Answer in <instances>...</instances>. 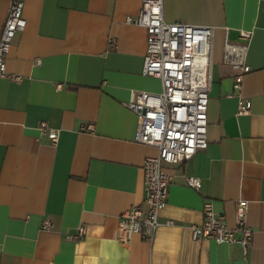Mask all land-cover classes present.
I'll return each instance as SVG.
<instances>
[{
  "label": "crops",
  "instance_id": "obj_1",
  "mask_svg": "<svg viewBox=\"0 0 264 264\" xmlns=\"http://www.w3.org/2000/svg\"><path fill=\"white\" fill-rule=\"evenodd\" d=\"M11 1L0 0V35ZM23 1L26 28L0 79V264H264V0H164L167 22L214 27V49L208 146L164 165L172 181L152 242L117 237L122 213L144 206L143 163L158 153L136 141L138 119L126 106L133 93L162 91L142 75L145 28L127 23L142 0ZM241 31L252 33V70L235 90L222 57ZM241 99L248 114H238ZM42 123L58 133L55 145ZM207 201L230 227L236 203L248 202L246 253L193 239Z\"/></svg>",
  "mask_w": 264,
  "mask_h": 264
},
{
  "label": "built area",
  "instance_id": "obj_2",
  "mask_svg": "<svg viewBox=\"0 0 264 264\" xmlns=\"http://www.w3.org/2000/svg\"><path fill=\"white\" fill-rule=\"evenodd\" d=\"M24 1L12 0L0 35V79L7 77L6 56L17 33L26 28L23 15ZM127 23L145 28L147 49L142 75L159 79V94L133 93L127 108L138 119L136 141L157 149V155L144 160L146 196L144 206L134 205L120 216L118 239L129 241L135 235L152 242L159 227L160 212L166 207L172 176L165 164H184L208 146V101L212 85L214 27L197 26L185 22H167L164 18V0H142L137 16ZM250 31L240 32V42L225 41L222 62L236 71L234 89L239 90L252 69L247 62ZM15 80H20L15 77ZM251 104L241 99L238 114H248ZM46 132L52 144L58 142V133L49 130L46 123L39 127ZM187 185L199 189L201 179L190 176ZM204 222L191 226L194 240L213 239L217 243L238 244L244 251L253 238L247 224L248 202L236 203V225L230 227L224 217L215 213L207 201L203 207ZM171 224V222H169ZM51 227L49 219L42 228ZM80 227L75 238L81 239ZM240 234V237L237 236Z\"/></svg>",
  "mask_w": 264,
  "mask_h": 264
}]
</instances>
